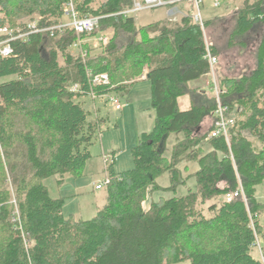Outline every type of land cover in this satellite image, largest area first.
<instances>
[{
	"label": "trees",
	"instance_id": "obj_1",
	"mask_svg": "<svg viewBox=\"0 0 264 264\" xmlns=\"http://www.w3.org/2000/svg\"><path fill=\"white\" fill-rule=\"evenodd\" d=\"M68 1L0 0V28L16 29L35 15L50 26L63 19ZM73 1L82 15L100 17L83 38L112 31L96 56L84 60L71 52L73 29L32 32L11 42L9 56H0V264H264L254 254L258 236L264 252V202L256 193L264 183V36L256 68L220 80L227 114L235 118L229 140L210 137L217 101L192 86L209 73L192 3L176 24L139 26L122 14L133 0ZM260 23L264 0H245L233 37ZM212 50L218 55L213 44ZM144 68L156 121L133 148L135 166L117 173L115 162L108 165L107 201L93 218L65 216L64 198L53 197L46 180L59 176L62 183L67 173L79 175L98 128L77 98L92 91L127 93ZM88 69L107 72L110 82L92 87ZM73 84L80 90L71 91ZM185 95L188 109L179 105ZM208 117L211 128L202 134ZM175 132L184 136L168 163L166 142ZM184 154L198 162L196 189L145 209L153 191L185 183L177 166ZM163 173L171 177L168 188L157 183ZM239 188L245 196L227 201Z\"/></svg>",
	"mask_w": 264,
	"mask_h": 264
},
{
	"label": "rangeland",
	"instance_id": "obj_2",
	"mask_svg": "<svg viewBox=\"0 0 264 264\" xmlns=\"http://www.w3.org/2000/svg\"><path fill=\"white\" fill-rule=\"evenodd\" d=\"M220 1V5L215 7L213 5V0H204V4L201 7L205 20L221 16L226 12L229 14L223 19L212 20L211 23L206 26L205 31H203L205 43L206 41L212 44L215 42V45H217L220 52H222V57L225 62H229L233 57L239 55L240 57L238 58L244 60L245 69L243 70L250 73L256 57V51L262 41V36H264V23L257 24L249 33L247 32L246 34L233 37V33L237 26L238 11L245 0ZM175 5H177L178 11L175 9L173 12H170L171 7L169 6L143 11L139 14V17L136 18V22L139 26L153 25V23L158 21H160L161 24H176L180 21L182 16L188 13L191 4L189 2H178ZM0 16H2L1 13ZM37 17L38 16L35 15L30 18H23L17 22V27ZM103 34L110 38L112 31L109 30ZM84 42L90 46V49L86 50V54L84 53L85 59H87L88 56H96L101 52L102 44L97 42V36H89L84 39ZM84 49H86V47ZM71 52L75 56L79 55V51L74 48H71ZM80 56L82 57V55ZM61 62H64L62 58ZM215 70L217 78L221 80L222 77L219 74V64L216 66ZM211 77V75L207 74L200 79L199 82L203 83ZM140 78L139 76L138 80ZM205 84L206 83H204L205 88L199 86H197V88L202 90L204 88L206 90ZM192 86L194 85L192 84ZM209 91V96L215 98L217 101L216 93L213 90ZM130 97L132 99L129 106L127 105L119 111H117L111 103H107V105L104 106L101 102H98L102 113L104 116H108V119L106 123L102 125L101 135H97L93 144L90 146L89 150L92 156L87 160L79 175L67 173L62 183L58 181L59 176H54L46 180L51 195L64 198L63 213H65V216L73 214L76 218L90 219L97 214L100 209H98V205L100 204L99 201L102 200L107 190L105 184L107 177L105 156L115 154V170L117 173L135 166L133 148L138 144L142 133L152 131L156 121V109L153 107L150 81L145 79L134 83L131 87ZM220 99L223 103L226 100L223 95H221ZM179 100L182 109L191 107V101L188 95L180 97ZM210 119L212 118L208 117V121L204 122L205 127L203 128L202 134L207 133L211 128L212 121L209 122ZM183 136L184 134L182 132H175L169 135L165 152L168 163L172 161L171 149H173L174 144L180 142ZM185 155L186 154L183 155L184 160L182 162H177V166L183 176L180 180L185 181V183L178 184L176 189L172 190L168 188L172 184L169 173L161 174L157 179V183L161 188L168 189L153 191L144 201L143 205H145V209H149L153 201H160L161 198L168 199L174 195H185L190 189H196L197 182L194 173L198 169V162L188 161V159L184 157ZM98 184H103L104 189H96V185ZM224 185V182L219 184L220 187ZM256 193L258 198L264 202V183L257 187ZM262 221L264 223V216H262ZM257 240L258 246L254 247V254L264 261V252L262 250V240L260 236H258Z\"/></svg>",
	"mask_w": 264,
	"mask_h": 264
},
{
	"label": "built area",
	"instance_id": "obj_3",
	"mask_svg": "<svg viewBox=\"0 0 264 264\" xmlns=\"http://www.w3.org/2000/svg\"><path fill=\"white\" fill-rule=\"evenodd\" d=\"M178 2H189L192 3L194 10L192 16L197 24L200 25L201 29L205 31L206 29V20L202 14V5L204 4V0H133L131 7L127 8L122 12L125 16H131L134 18H138L139 14L143 11L169 6L171 7L170 12H173L177 9ZM221 3L220 0H213V5L215 7L219 6ZM100 17L97 16H88L82 15L81 12L76 8V5L73 0H69L63 6V19L59 22H56L50 26H46L41 23V19L39 17L34 18L26 22L24 27H17L16 29L2 27L0 28V56L7 57L13 52V46L11 42L14 40H26L30 33L32 32H50L51 35L55 33L63 34L67 29H73L76 33L77 39L73 44L72 48L79 51V55L84 56L86 54V50L84 49V35L91 34L96 26L98 25ZM97 42L100 44H107L108 37L105 35H99L97 37ZM209 62V75L211 78L206 80V88L209 90H213L217 95V107L215 109V120H214V128L211 131L210 137H218L224 136L227 140H229V132L231 128L235 124V118L227 114V106L221 101L220 97L225 92V89L221 86L220 80L216 76V66L219 64V56L215 54L212 50V43L206 41V56ZM85 60V56L83 57ZM90 79V83L92 87L98 86L100 84H108L110 82V77L107 72H102L98 74H93V72L88 69L86 70ZM147 78V70L144 74H142L140 79ZM219 80V81H218ZM71 91H78L80 90L79 84H73L70 86ZM89 97L95 101L97 99H102L105 103H111L117 111L122 110L125 108L128 103L123 102L122 99L113 93L104 94V95H97L95 92H91ZM95 112L96 109H94ZM98 122V121H97ZM98 124L97 128V135H101V129ZM115 155V154H114ZM114 155L105 156V166L107 169V177L105 180V184L107 185L110 182L109 176V166L113 162H115ZM103 184L96 185V189H102ZM245 196L243 188H239L235 192L229 193L225 196L227 201H230L236 197ZM258 241V240H257ZM255 246H258V242H256Z\"/></svg>",
	"mask_w": 264,
	"mask_h": 264
},
{
	"label": "crops",
	"instance_id": "obj_4",
	"mask_svg": "<svg viewBox=\"0 0 264 264\" xmlns=\"http://www.w3.org/2000/svg\"><path fill=\"white\" fill-rule=\"evenodd\" d=\"M228 15H229L228 12H226V13L222 14L221 16H218V17H215V18H211V19H207V20L223 19V18L227 17ZM213 44L217 48L218 55L220 57L219 74L221 75L222 78H226V77H236L237 78V77H239L241 75H248L256 68V64H257L256 57H255L253 66H252V68L250 70V73H247V71L243 70V69H245L244 68L245 67L244 60L241 59V58H238V57H240L239 55L233 57V59L230 60L229 62H225L223 60L222 52H220L219 47L217 45H215V42H213ZM256 54H257V51H256ZM140 80H142V79H139V81ZM143 80H145V79H143ZM199 80H197V81L192 83L194 85L193 87H197V86L204 87V83H206V81H204L202 83V82H199ZM204 88H203V90H205ZM206 90L205 91L210 94V91L208 90V88H206ZM117 95L122 99L123 102L124 101L127 102L128 106H129V103L131 102V99H132L130 97L131 96V87L129 88L127 93L117 94ZM77 101H80L82 103L83 107L85 108V110L89 113V121L94 122V123H99L100 129H101V132H102V127H103L102 125L106 123V120L108 119V116H104V114L101 111V107L98 105V102H101L104 106L107 105V103H105V101L102 100V99H97V100L93 101L89 96H84V97H81V98L79 97V98H77ZM179 105H180V100H179ZM94 109H96V111H98V112H95ZM186 109H188V108H186ZM211 120L212 119H210L209 122H211ZM207 121H208V118L205 119L204 122H207ZM202 126L204 128L205 124L203 123ZM115 166H114V169H115ZM102 189H104V188H102ZM102 189H98V190H102ZM53 197H55V196H53ZM106 201H107V190H106L105 195L102 198V200L99 201L100 204L98 205V209L103 207L105 205ZM77 219H80V218H77Z\"/></svg>",
	"mask_w": 264,
	"mask_h": 264
},
{
	"label": "bare ground",
	"instance_id": "obj_5",
	"mask_svg": "<svg viewBox=\"0 0 264 264\" xmlns=\"http://www.w3.org/2000/svg\"><path fill=\"white\" fill-rule=\"evenodd\" d=\"M96 135V134H95Z\"/></svg>",
	"mask_w": 264,
	"mask_h": 264
}]
</instances>
